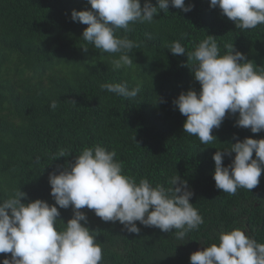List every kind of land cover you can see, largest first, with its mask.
<instances>
[{"label": "trees", "instance_id": "1", "mask_svg": "<svg viewBox=\"0 0 264 264\" xmlns=\"http://www.w3.org/2000/svg\"><path fill=\"white\" fill-rule=\"evenodd\" d=\"M145 2L141 0L142 7ZM151 3L158 7L157 0ZM185 3L195 7L184 13L170 6L168 12L158 10L151 24L120 30L117 35L128 36L139 47L130 53L132 67L114 70L112 60L118 56L101 55L86 45L82 34L88 26L71 19L73 10L90 9L87 0H0V199L21 189L28 197L22 203L40 199L54 204L50 174H59L84 148L97 144L114 150L123 173L137 183L146 178L169 188L170 179L179 175L194 193L190 203L204 223L184 239L176 238V230L164 233L138 221L140 233H128L119 222H104L94 210L82 209L86 226L97 231L102 264H190L192 253L218 244L221 231L235 228L264 243V173L256 188L229 195L215 186L212 159L216 151L237 142L234 136L240 141L264 139V131L254 134L235 126L237 113L226 115L221 127L213 129V143L203 145L185 133L187 118L173 101L182 92H199L201 86L194 79V62L168 48L180 40L186 52H192L212 36L221 54L230 44L264 68V25L240 30L219 8L212 9L210 0ZM184 33L187 37L181 40ZM124 82L129 88L141 84L135 99L99 87ZM52 100L58 102L55 111L49 107ZM61 149L70 155L54 160ZM234 158L235 153L225 156L224 166ZM59 211L62 229L73 210ZM10 257L0 254V264Z\"/></svg>", "mask_w": 264, "mask_h": 264}, {"label": "clouds", "instance_id": "2", "mask_svg": "<svg viewBox=\"0 0 264 264\" xmlns=\"http://www.w3.org/2000/svg\"><path fill=\"white\" fill-rule=\"evenodd\" d=\"M90 9L73 10L72 21L88 27L82 40L102 54L118 56L112 60L114 70L132 67L130 53L139 44L120 30L132 31L130 25L154 22L158 10L168 12L169 7L188 13L195 7L185 0H157L158 7L146 0H87ZM212 9L219 8L224 16L240 30L255 29L264 25V0H210ZM187 33L181 35V40ZM175 56L187 54L199 92H182L173 101L187 119L183 130L198 137L207 145L217 141L213 129H219L226 115L239 114L235 126L250 129L257 134L264 131V68H259L233 45H225L221 54L215 37L207 36L192 52H186L180 40L168 45ZM84 51L88 47H83ZM101 91L116 96L135 99L142 90L141 84L129 88L124 83H102ZM76 105L73 100L70 102ZM52 111L58 102L52 100ZM229 144L230 148L218 150L213 179L218 190L235 195L238 189L249 191L260 183L264 173V139L245 138ZM232 163L225 167V156ZM255 153V159L253 154ZM69 156L65 149L54 157ZM117 153L97 144L86 147L76 156L75 162L49 176L50 195L55 203L37 199L27 204V193L21 189L6 199H0V254H11L2 264H102L103 250L96 232L86 225L88 217L84 208L94 210L104 222H119L128 233L139 234L137 221L145 227H155L164 233L176 230V238L184 239L204 223L203 217L192 203L194 193L186 180L173 176L172 187L155 186L146 178L137 183L134 177L123 173ZM73 210V216L62 229L58 226L59 209ZM83 222V223H82ZM218 244L213 243L203 251L190 256V264H264V243L249 235L245 229L221 231Z\"/></svg>", "mask_w": 264, "mask_h": 264}, {"label": "water", "instance_id": "3", "mask_svg": "<svg viewBox=\"0 0 264 264\" xmlns=\"http://www.w3.org/2000/svg\"><path fill=\"white\" fill-rule=\"evenodd\" d=\"M200 249H202V248H200Z\"/></svg>", "mask_w": 264, "mask_h": 264}]
</instances>
